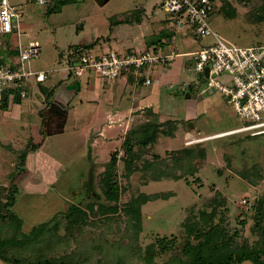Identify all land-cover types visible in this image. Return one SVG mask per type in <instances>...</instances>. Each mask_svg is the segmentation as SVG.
Masks as SVG:
<instances>
[{"label": "rangeland", "instance_id": "rangeland-1", "mask_svg": "<svg viewBox=\"0 0 264 264\" xmlns=\"http://www.w3.org/2000/svg\"><path fill=\"white\" fill-rule=\"evenodd\" d=\"M163 1L106 0L103 3L102 0H68L62 3V0H48L47 4L37 6L31 5L28 0H9L23 15L21 43L26 45L34 41L41 47L39 56L29 63L33 70H46L47 65L61 68L76 59L78 52L98 56L109 51L118 54V48L132 49L143 42L147 43L151 34L135 38L130 28L123 26L116 32L111 30V26L119 24L130 15L157 23L164 16L168 17L167 13L160 9ZM208 23L221 38L232 45L264 46V0H215L214 12L210 15ZM80 28L82 29L78 30ZM129 33L133 34L131 39L120 42V39H126L125 36ZM171 36L176 39V44L180 38H184L180 37L178 32ZM14 39L16 40L13 34L10 36L12 43ZM187 42L190 48L195 50L209 43L210 39L194 36L193 43L191 40ZM109 48L112 49L108 51ZM189 66L193 67V64ZM51 72L49 74H52ZM65 73L70 75V72ZM90 74L79 78L81 84ZM61 75L63 72L50 75V81ZM43 85H48V82ZM193 87L207 90L206 95L215 92L214 89H206L204 78L197 84L194 81ZM82 98L83 96L79 95L74 100L72 104L75 108L81 106L78 103ZM200 107L201 105H198V108ZM4 109L0 107L1 115ZM206 117L204 122L207 133L235 129L245 124L221 95ZM196 120L182 122L181 132H176L178 128L174 122L164 123V128L160 131L163 136L151 151L141 148L140 139L133 135V132L140 126L154 125L157 128L156 120H139L141 122L133 125L132 132L127 134V140L138 145L133 152L137 158L134 159V156L128 160L127 154L123 153L120 155L123 160H116L115 174L119 196L115 204L107 202L100 194L99 180L109 174L107 164L110 160H91L92 164L89 165L87 160H71L77 153L83 152L85 147L81 144L82 140L78 134L49 138L45 150L62 159L59 161L63 165L73 164L61 181L69 182L72 192L69 195L67 193L69 200L62 195L56 197L58 202L53 204L61 207L51 213H42V218H38V221L48 213V220H63L65 211L74 202H80L78 209L84 213L79 218L74 217L76 222L72 227L75 231L68 244L69 248L64 246L59 252L73 258L75 252L82 251L79 256L86 264H117V261H122V264H143L141 256L155 257V264H162L172 258H181L187 263L189 260L183 253L201 244L205 239V231L211 233L213 240L217 239L216 237L221 238L223 234L233 233L239 237L240 242L246 243L250 248L259 249L262 245L261 238L264 236V203L261 204L264 199V135L250 136V133L245 132L211 141V138L218 134L205 133L200 136L198 132L201 130L194 128L197 136L188 135L185 138L186 134L193 131L192 127L200 126V122ZM202 128H205L203 124ZM26 133L28 131L24 130L23 125L7 126L0 119V154L7 156L2 158L4 160L0 157V189L7 190L8 178H12V181L17 178L13 166L14 155L9 154V149L18 151L17 137L22 140ZM77 133L81 131L78 130ZM165 135L172 136L163 140ZM202 138L209 140L206 143L199 142L198 139ZM3 143L8 144L10 148L4 147ZM181 143L188 148L186 150H194L193 156L188 154L190 151H179ZM115 144L116 142H108L106 154ZM197 145L204 146L201 148L204 155L194 148ZM117 146L121 147V143H117ZM201 155L203 160L202 157L198 158ZM87 166H93L92 184L94 191L99 195L98 198H83L79 193L88 175ZM15 167L23 170L19 163ZM60 192L62 193V190ZM258 203L262 208H259L262 210V217L261 225L256 228L253 215ZM111 206L113 210L108 211L107 208ZM138 207L140 208L137 209ZM2 211L4 207L0 206V212ZM183 221L187 222L188 231L195 228L202 233L189 235L188 231L184 232ZM62 232H65L64 228ZM163 247L166 250L159 254ZM58 255L60 254L57 253Z\"/></svg>", "mask_w": 264, "mask_h": 264}, {"label": "crops", "instance_id": "crops-1", "mask_svg": "<svg viewBox=\"0 0 264 264\" xmlns=\"http://www.w3.org/2000/svg\"><path fill=\"white\" fill-rule=\"evenodd\" d=\"M28 3L33 4L30 0H28ZM145 21L146 19L143 17L134 18L130 15L129 18L122 19L119 22L120 25L117 24L119 26H111V30L116 32L117 29H121L123 26L130 28L135 34V38L151 34L147 43L143 42L132 49L128 47L122 48L123 50L116 49L119 52L117 55L122 57L133 52H158L159 50L163 54H167L174 51L179 56L174 58L172 62L143 69L138 78L132 74L120 73L115 80L108 81L90 74V76L87 75L82 84L81 79L75 80L71 75L65 73L68 72L66 70L67 64L61 68L47 65L46 70H51L52 74L63 72V75L56 76L55 80L50 81V75L52 74H49V77L42 84H37L34 81L29 82L27 96L24 99H21L17 92L12 90L5 93L4 104L1 106L5 109L3 115L0 114L3 124L7 126L20 124L23 125L24 130L27 129L28 131L24 135V139L20 140L17 137L18 151H14L8 144L3 143L4 147L10 148L9 154L14 155L13 166L15 172H17L15 165L23 160L21 166L23 170L14 179V185L19 193L16 203L10 210L19 218L23 233H29L32 229L48 222V215L53 210L57 211L61 207V205L53 204V202H58L56 197L62 195L68 199V195L72 192L69 182L61 181L66 171L71 169L73 164L71 166L69 164L63 165L59 161L62 159L45 150V144L49 138L64 134H78L82 140L81 144L85 147L83 152L77 153L76 157H72L71 160H87V162H90L89 165L92 164L91 160H123L120 155L125 154L124 145L127 134L132 132L133 125L141 122L139 120L147 122L148 119H155L157 123L155 141L145 147L148 151L154 150L153 148L163 136L160 131L164 128L166 122H174L178 128L176 132H181L182 122L187 123L197 119L196 122H200L201 127H192L190 124L193 131L186 134L185 138L188 135L189 137L197 136L195 129L201 130L200 133L198 132L200 136L208 132L204 121L220 94L215 90V92H209L206 95L207 90H198L193 87L195 73L189 65L193 64L194 60L187 54L197 52L200 49H191L187 42L191 40L193 43V34L189 29L181 27L178 33H180V37L185 39L180 38L179 43L176 44V39L174 42L170 39L168 17L164 16L157 23ZM132 36L133 34L129 33L125 36L126 39H120V42L131 39ZM15 42L14 39L11 44H15ZM112 48H109L108 51ZM14 54V51H0V55L6 61L11 59ZM146 78L151 81L149 85L144 84ZM47 82L48 85L44 86L43 84ZM189 85L191 86L189 98H185ZM32 95L35 97H32ZM79 95L83 96L78 103L81 106L75 108L72 103ZM198 105H201V107L198 108ZM202 124L205 128H202ZM143 127L136 128L134 132H138ZM78 130L81 133H77ZM229 130L233 129L214 131L207 134L215 135ZM167 133L170 132L167 131ZM171 136L165 135L163 140L169 139ZM136 137L138 138V136ZM224 137L229 136L212 137L211 141ZM208 140L199 142L206 143ZM111 141L116 142V144L110 147V151L106 154V146ZM117 143H121V147L117 146ZM30 144L39 145V147L31 150ZM197 147L204 148L202 145H197L194 148L198 149ZM186 149L188 148L181 143L179 151L183 152ZM134 150H136V147L133 148ZM23 154L25 155L22 158ZM153 154L159 156L157 153ZM4 155V153L0 154L1 160H4L3 157H7ZM94 164L95 162H93ZM0 167L2 168V162H0ZM7 176L10 177L11 174H7ZM10 179L8 178L9 186H7V190L0 189V202L2 203L8 201L11 188ZM62 183L63 185H61ZM56 188L62 190V193ZM0 206L4 207L3 205ZM47 211L50 212L46 215L47 218L44 217L38 221V218H42L41 214ZM0 264L8 263L0 259Z\"/></svg>", "mask_w": 264, "mask_h": 264}, {"label": "built area", "instance_id": "built-area-1", "mask_svg": "<svg viewBox=\"0 0 264 264\" xmlns=\"http://www.w3.org/2000/svg\"><path fill=\"white\" fill-rule=\"evenodd\" d=\"M30 1L37 6L48 3V0ZM214 6V0H164L160 9L167 13L168 31L171 35L185 27L193 37L210 39L197 52L187 54L194 60V81L197 84L204 78L206 89L216 90L231 104L237 117L245 121L243 126L215 136L245 132L250 133V136L264 135V46L239 47L221 38L208 23ZM22 16L21 11L13 7L9 0H0V51L15 52L8 61L0 55V107L4 104V96L8 90L17 92L24 99L29 82L39 84L49 76L48 70H33L29 65L31 60L39 56L41 47L34 41L26 45L21 43ZM13 34L15 44L10 41ZM170 39L175 41L174 36H170ZM177 56L179 55L174 51L163 54L160 50L133 52L123 57L114 51L100 56L78 52L76 59L67 64L66 70L75 80L87 73L108 81L115 80L120 73L132 74L138 78L143 69L167 64ZM150 83V79L146 78L144 84ZM203 140L205 139H198Z\"/></svg>", "mask_w": 264, "mask_h": 264}, {"label": "trees", "instance_id": "trees-1", "mask_svg": "<svg viewBox=\"0 0 264 264\" xmlns=\"http://www.w3.org/2000/svg\"><path fill=\"white\" fill-rule=\"evenodd\" d=\"M68 0H62V3H66ZM215 1V0H214ZM156 127L147 126L140 129L138 132H133V135L138 136L141 148H144L155 141ZM144 136L143 138H140ZM137 145V144H136ZM131 140H127L124 145V151L128 156V160H131L133 155V148L136 147ZM31 150H35L39 145L30 144ZM138 146V145H137ZM198 148V147H197ZM202 153L200 147L197 149ZM188 154L193 156L194 150ZM185 152V151H183ZM25 154L22 155V158ZM204 155V154H203ZM202 156V155H201ZM21 158V159H22ZM135 156L134 159H136ZM23 165V160L19 163ZM116 160H110L109 174L102 176L99 180L100 194L106 199L107 202L115 204L118 201L119 187L117 182V176L115 174ZM21 170L17 169L14 172L18 175ZM10 193L8 201L4 203L0 202V205L4 206V211L0 212V259L8 264H86L85 261L80 258L79 253L75 252L73 258L67 257L65 253L59 252L64 246L69 248L73 232L75 231L72 226L75 222L74 217L79 218L84 215L80 209H78V202H74L70 205L67 212L64 213V219L54 218L48 222L32 229L29 233H23L20 220L15 214L10 211L17 200L18 189L14 185V179H10ZM77 195H79L77 193ZM72 198V196H71ZM70 199V198H69ZM225 199V198H224ZM78 203V204H77ZM264 203V199L261 204ZM259 205L255 208L254 213V226L259 228L261 225L262 208ZM263 205V204H262ZM101 207V206H100ZM98 207V209L100 208ZM138 207L137 209H139ZM261 208V209H259ZM93 210V207L90 208ZM102 210V209H101ZM112 211L113 206L107 208ZM63 224V226H61ZM184 232H187V222H182ZM64 228L65 232H62ZM78 230V229H77ZM190 234L202 233L195 228L188 231ZM204 233V241L196 247H191L188 251L183 253V256L188 258L189 262L183 261L181 258H172L163 262L162 264H241L243 262H251L252 264H264V236H262V245L259 249L250 248L246 243L240 242L241 240L235 234H223L222 237H216L213 240L210 232ZM263 233V232H262ZM264 235V234H263ZM261 237V236H260ZM159 254L163 253L166 249L161 248ZM164 249V250H163ZM57 253L60 254L57 256ZM158 254V255H159ZM55 255V256H54ZM143 264H155V257L141 256ZM263 259H262V258ZM122 261H117V264H122Z\"/></svg>", "mask_w": 264, "mask_h": 264}, {"label": "water", "instance_id": "water-1", "mask_svg": "<svg viewBox=\"0 0 264 264\" xmlns=\"http://www.w3.org/2000/svg\"><path fill=\"white\" fill-rule=\"evenodd\" d=\"M106 0H102V2L104 3ZM205 75L207 76V70H205ZM191 86L189 85L187 88V93L185 94V98H189V92H190ZM92 168L93 166L89 167V171H88V175L87 178L85 179V183L83 184V186H81L80 188V195L83 198H87L89 196H93L94 198H98L99 195L94 191L93 189V174H92ZM84 178V177H83ZM82 179V178H81Z\"/></svg>", "mask_w": 264, "mask_h": 264}]
</instances>
